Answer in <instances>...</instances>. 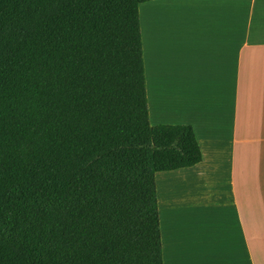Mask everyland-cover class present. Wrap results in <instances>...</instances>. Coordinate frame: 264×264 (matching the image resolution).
Here are the masks:
<instances>
[{
  "label": "trees",
  "instance_id": "obj_1",
  "mask_svg": "<svg viewBox=\"0 0 264 264\" xmlns=\"http://www.w3.org/2000/svg\"><path fill=\"white\" fill-rule=\"evenodd\" d=\"M0 0V264H165L157 175L191 125H153L140 7Z\"/></svg>",
  "mask_w": 264,
  "mask_h": 264
},
{
  "label": "crops",
  "instance_id": "obj_2",
  "mask_svg": "<svg viewBox=\"0 0 264 264\" xmlns=\"http://www.w3.org/2000/svg\"><path fill=\"white\" fill-rule=\"evenodd\" d=\"M196 1L187 23L144 39L157 114L190 122L211 156L203 173L180 174L185 215L171 196L159 202L164 263L264 264V0Z\"/></svg>",
  "mask_w": 264,
  "mask_h": 264
},
{
  "label": "rangeland",
  "instance_id": "obj_3",
  "mask_svg": "<svg viewBox=\"0 0 264 264\" xmlns=\"http://www.w3.org/2000/svg\"><path fill=\"white\" fill-rule=\"evenodd\" d=\"M195 3H200L199 1L196 0H158V1H153L149 2L146 4L141 5L140 7V19H141V26H142V33L143 38L145 39V36L147 34V31L149 29L155 28L157 25L160 26H166L168 24L176 25V24H182L186 21H189V14H192L193 12L199 11L201 8H195L196 5ZM154 10H157L156 12ZM203 10V9H201ZM187 23V22H186ZM145 44V42H144ZM145 49H146V44H145ZM172 61L171 57L169 60V56L166 58V62L170 63ZM175 62L177 65L184 64V61L179 58L175 57ZM147 67V66H146ZM148 71V70H147ZM156 76L150 73V77L148 76V99H149V107H150V115H151V122L153 125H158L160 124H168V125H176V124H181L180 118H173L178 113H175V111H170L166 113L165 115H158L156 112V109H160L159 107V102H157L156 99H159L161 94L159 92H154L156 88ZM170 105H166V109L168 111ZM165 116H167L165 118ZM191 125L190 122H187L185 125ZM193 126V125H192ZM195 128V126H193ZM196 129V128H195ZM199 143L202 147L203 151V156L204 154L206 157H211L208 156L207 152V145L205 144L203 137V134H197ZM210 167V166H206ZM195 168V167H194ZM182 172H188V173H203V165L195 168V169H190L187 171H175L171 173H160L157 175V185L161 183L162 180H167L172 178L170 183L168 184V190L165 189L164 193L160 194V187H159V202L163 203L165 199L169 198L171 196V201L172 199H175L178 201V206L180 207L179 209V214L182 216L186 214V206L187 202H185V199L188 197V192L185 190L183 191V179L180 176ZM187 174V173H183ZM173 196V198H172Z\"/></svg>",
  "mask_w": 264,
  "mask_h": 264
},
{
  "label": "bare ground",
  "instance_id": "obj_4",
  "mask_svg": "<svg viewBox=\"0 0 264 264\" xmlns=\"http://www.w3.org/2000/svg\"><path fill=\"white\" fill-rule=\"evenodd\" d=\"M154 11L156 12L157 10H154ZM150 39H151L152 41H156V37H154V36H153L152 38L150 37Z\"/></svg>",
  "mask_w": 264,
  "mask_h": 264
}]
</instances>
